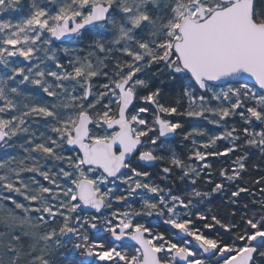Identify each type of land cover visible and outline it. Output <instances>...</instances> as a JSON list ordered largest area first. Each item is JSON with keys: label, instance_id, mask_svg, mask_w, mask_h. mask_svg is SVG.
I'll use <instances>...</instances> for the list:
<instances>
[{"label": "snow or ice", "instance_id": "1", "mask_svg": "<svg viewBox=\"0 0 264 264\" xmlns=\"http://www.w3.org/2000/svg\"><path fill=\"white\" fill-rule=\"evenodd\" d=\"M0 264H264V0H0Z\"/></svg>", "mask_w": 264, "mask_h": 264}]
</instances>
